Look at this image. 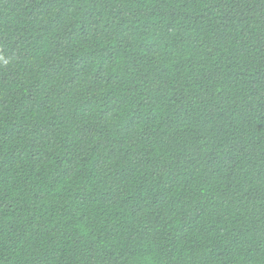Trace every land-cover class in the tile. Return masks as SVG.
Here are the masks:
<instances>
[{"label":"trees","instance_id":"trees-1","mask_svg":"<svg viewBox=\"0 0 264 264\" xmlns=\"http://www.w3.org/2000/svg\"><path fill=\"white\" fill-rule=\"evenodd\" d=\"M0 264H264V0H0Z\"/></svg>","mask_w":264,"mask_h":264}]
</instances>
